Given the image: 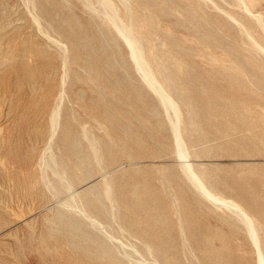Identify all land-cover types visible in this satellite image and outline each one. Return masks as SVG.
Masks as SVG:
<instances>
[{"label": "rangeland", "instance_id": "obj_1", "mask_svg": "<svg viewBox=\"0 0 264 264\" xmlns=\"http://www.w3.org/2000/svg\"><path fill=\"white\" fill-rule=\"evenodd\" d=\"M112 1L184 111L192 163L256 218L264 252V28L238 0ZM0 61V264H258L239 219L183 174L100 0H0ZM70 193L119 240L60 210Z\"/></svg>", "mask_w": 264, "mask_h": 264}, {"label": "bare ground", "instance_id": "obj_2", "mask_svg": "<svg viewBox=\"0 0 264 264\" xmlns=\"http://www.w3.org/2000/svg\"><path fill=\"white\" fill-rule=\"evenodd\" d=\"M238 1H239L240 6L243 7L248 13L252 14L257 19L259 24L264 28L263 17L259 13L254 12L255 0H238ZM124 2H126V1L124 0ZM100 3H101V6H102V9H103L105 16L109 19L112 26L115 28V30L121 36V38L124 40V42L130 47L132 61L135 63L139 72L142 74L144 81L147 83L149 88L152 91H154L155 94L159 97L161 103L163 104V106L165 107V109L168 112V116L170 118L172 129H173V141L176 145V150H177L178 156L180 157V161H181L180 166H181V170H182L183 174L185 175V177L187 178V180L189 181L191 186L194 189H196L204 198H206L211 203L212 206H214L216 209L224 210L225 212L228 211L232 215L236 216L239 219V221L247 229L249 237L251 238L253 245L256 248V253H257V257H258V259H257L258 264H264V252H263L262 247H261L262 235H261L260 230H259L260 225L257 223L256 218L251 213H249L246 210V208L244 207V205H242L238 200L234 199L233 197L226 196L224 193H221V192H218V191L212 189L208 185L206 178L194 166V164L192 163V161L190 159V157H191L190 150H189L187 143H186V140L184 138V129H183L184 111H183L181 105L179 104L178 100L173 95L171 86L167 83H164V81H161L158 77L159 74L157 75V73H156V70H154L148 64V61L146 59L147 57L145 56L140 45L138 44V38L135 35L136 33L133 32L132 26L129 24H126L123 21V19L118 15V9H117L116 5L114 4V2L112 0H100ZM126 3H124V5ZM126 5H128V3ZM128 8H129V6H128ZM130 15H131V13H130ZM35 19L38 21L37 16L35 17ZM130 24H132V23H130ZM1 57H3V56H1ZM7 58H8L7 61H10L8 56H7ZM7 58H5V59H7ZM60 117H61V107H58L56 112L53 113V115L51 116L52 125L53 124L55 125L56 122H59ZM55 132H56V130H55ZM55 132H54V134H55ZM54 134L52 133V136H51L52 138H53ZM4 138H5V136H4ZM0 141H2V140H0ZM3 159H4V157H3ZM5 161H6V159H5ZM46 165H47V167L48 166L51 167V169L54 172V175L59 177L60 181H69L70 182V179L66 175L65 171L60 168V164L58 162L56 155L52 154V156H50L49 159L46 160ZM104 181L108 182L106 180V176H104ZM28 186H29V184H28ZM33 188H34V186L32 187V189ZM53 188L55 189L56 194L63 193L60 190V186H58V185L55 186V184H54ZM72 189L73 188H71L70 190H72ZM111 194H112V186L110 183H108L107 195L111 196ZM55 195H54V198H55ZM80 195H81L80 193H76V194L70 193L66 198H64L63 200H60V201H62V202H60L61 203L60 210L64 209V208H69V209L75 210L77 213H79L80 215L87 218L95 227L100 228V229L105 228V232L111 240H119L115 234H113L112 232H110L109 230L106 229L107 226H105V224L102 222V220L97 215V213H92L85 208L83 199ZM1 202H2V200H1ZM20 209H22V208H20ZM20 215H22V214H20ZM17 216H19V215H17ZM20 219H21V216H20ZM120 242L123 245H126L121 240H120ZM147 248H149V247L147 246ZM135 251L139 252L138 249H135ZM148 251H150V250H148ZM105 253H107V252H105ZM129 254L130 253L128 251H124V255L129 256ZM150 254H152V253H150ZM153 255L156 256L157 254L153 253ZM147 259L148 258L143 259V260L149 262L150 260L149 259L147 260ZM147 262H145V263H147ZM153 264H161V263L156 258H154Z\"/></svg>", "mask_w": 264, "mask_h": 264}]
</instances>
